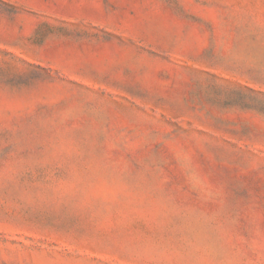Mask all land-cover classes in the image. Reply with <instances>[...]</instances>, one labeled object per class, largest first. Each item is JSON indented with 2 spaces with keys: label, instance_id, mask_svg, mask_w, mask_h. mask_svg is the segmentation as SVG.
Masks as SVG:
<instances>
[{
  "label": "rangeland",
  "instance_id": "obj_1",
  "mask_svg": "<svg viewBox=\"0 0 264 264\" xmlns=\"http://www.w3.org/2000/svg\"><path fill=\"white\" fill-rule=\"evenodd\" d=\"M0 264H264V0H0Z\"/></svg>",
  "mask_w": 264,
  "mask_h": 264
}]
</instances>
